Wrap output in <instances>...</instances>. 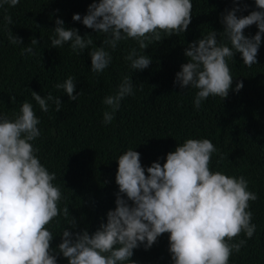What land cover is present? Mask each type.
<instances>
[{"label":"trees","instance_id":"trees-1","mask_svg":"<svg viewBox=\"0 0 264 264\" xmlns=\"http://www.w3.org/2000/svg\"><path fill=\"white\" fill-rule=\"evenodd\" d=\"M93 2L99 0H19L14 7H0V114L13 119L23 102L33 105L41 133L31 142L37 149L34 154L56 174L52 183L61 188L63 197L59 207L67 206L69 219L76 222L72 228L61 215L46 226L54 235L50 248L56 264H67L57 250L63 229L73 233L86 230L91 235L107 222V212L115 209L119 155L128 149L138 152L147 176L146 169L152 163L162 166L167 154L186 139H209L218 150L212 154L210 171L243 176L248 191L257 194L258 199L250 201L248 209L253 213L255 234L247 239L241 233L231 241L246 239V244L232 253L229 264H264V33L256 64L245 66L239 53L228 60L233 80L227 97L209 96L197 109L193 100L198 90L174 83L175 74L187 62L184 52L188 45L211 31L217 33L218 42H225L223 15L233 8L239 9L235 13L238 18L260 11L255 0H191L192 18L187 30L179 35L161 33V41L150 43L145 50L131 39L119 42L113 50L103 43L106 34L73 21L74 14L86 15ZM5 16L12 18L10 25ZM57 19L66 29H77L82 37L91 36L93 45L79 54L72 51L70 42L52 47L50 37ZM8 29L22 38V44L9 42ZM257 31L253 24L243 34L251 38ZM33 38L37 40L32 46L35 55L21 54ZM95 47H104L112 57L99 74L91 71L88 54ZM133 48L150 57L152 62L146 69L133 70L125 60ZM126 75L134 94L126 96L112 122L104 124L103 112L111 109L102 101L115 94ZM69 76L75 78L73 95L81 93L76 101L69 100L63 89L55 88ZM238 82L243 87L237 92ZM31 92L42 98L49 93L58 97L60 111H55L51 101L49 111H41ZM168 249V233H164L151 248L141 244L134 249L130 259L134 264H173Z\"/></svg>","mask_w":264,"mask_h":264},{"label":"clouds","instance_id":"clouds-1","mask_svg":"<svg viewBox=\"0 0 264 264\" xmlns=\"http://www.w3.org/2000/svg\"><path fill=\"white\" fill-rule=\"evenodd\" d=\"M18 3L19 0H2L0 7ZM255 5L260 11L247 16L238 18V8L223 15L225 42H218L217 33L211 31L185 50L187 62L175 74L174 83L198 90L193 100L197 109L209 96L227 97L233 80L228 60L235 53L241 55L247 67L257 63L264 33V0H255ZM192 8L191 0H99L88 6L86 15L74 14L72 19L106 34L103 43L113 50L119 42L129 39L145 50L150 43L161 41V33L170 36L185 32ZM4 20L12 23L10 16ZM55 23L50 37L52 47L70 42L72 51L79 54L93 45L91 36L82 37L77 29H66L60 19ZM253 24L257 33L246 37L243 30ZM8 40L22 44V38L14 36L10 29ZM30 44L21 54L35 55L32 46L37 40L31 39ZM88 54L93 73H102L111 63L112 57L104 47H95ZM125 60L133 70L146 69L152 62L135 48ZM242 87L238 82L235 91ZM55 88L63 89L69 100L76 101L81 94L73 95L72 76ZM31 94L41 111H49V101L55 104L56 112L60 111L58 97L51 93L43 98L36 92ZM133 94V83L126 75L115 94L102 101L111 109L103 112V123H111L121 101ZM39 123L30 102H23L13 119L0 114V264H56L50 248L54 235L46 226L62 215L70 227H76L75 219H69L68 207H59L63 197L61 188L52 183L56 174L50 173L34 154L37 149L31 142L41 135ZM216 152L209 139H186L167 154L162 166L152 163L146 176L140 154L126 150L116 160L119 192L115 209L106 214L107 222L91 235L86 230L73 233L63 229L58 252L67 264H134L130 259L134 249L141 244L149 249L160 235L168 233L173 264H229L232 253H238L246 244V239L231 241L241 233L247 239L255 234L253 213L248 209L249 202L258 196L248 191V181L243 176L210 171L211 157Z\"/></svg>","mask_w":264,"mask_h":264}]
</instances>
